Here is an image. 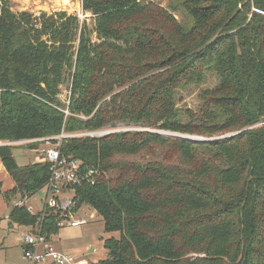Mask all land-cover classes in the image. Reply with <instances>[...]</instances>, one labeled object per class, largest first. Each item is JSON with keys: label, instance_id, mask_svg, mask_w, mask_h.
<instances>
[{"label": "trees", "instance_id": "trees-1", "mask_svg": "<svg viewBox=\"0 0 264 264\" xmlns=\"http://www.w3.org/2000/svg\"><path fill=\"white\" fill-rule=\"evenodd\" d=\"M165 1L81 0L88 28L0 0V143L135 129L60 142L92 171L69 187L75 205L116 234L90 264H264V0ZM192 86L197 107H180ZM12 150L0 145L6 203L50 178L48 163L18 166ZM7 220L48 240L59 230L49 210L13 206Z\"/></svg>", "mask_w": 264, "mask_h": 264}, {"label": "rangeland", "instance_id": "rangeland-1", "mask_svg": "<svg viewBox=\"0 0 264 264\" xmlns=\"http://www.w3.org/2000/svg\"><path fill=\"white\" fill-rule=\"evenodd\" d=\"M26 1V2H25ZM29 1V2H28ZM161 4L162 7L167 6L165 0H154ZM10 8L13 12L27 11L35 16L41 12L51 14L54 12H66L68 15H76L80 21L86 20L88 28L93 27V22L89 19V15H85L81 9V0H9ZM27 3V4H26ZM20 5V6H19ZM177 15V19H179ZM92 40H95L94 36ZM215 81L209 80L205 85L207 87L214 86ZM199 89L190 87L186 91H182L180 97L183 98L179 106L186 105L190 109H195L199 103L198 98ZM68 85H63L60 88L59 100L64 105H67L69 99ZM132 127L117 125L115 128L105 129L98 132H83L86 136L99 137L108 132L115 130L128 131L135 130ZM154 132V131H153ZM157 132V131H156ZM162 135L173 138H184L188 136H181L173 133L159 132ZM189 138V137H188ZM44 139V138H43ZM9 145L13 147V156L18 166H26L32 163H38L39 153L42 149L52 147L54 141L41 142L36 145L35 149H30L31 144L13 142V143H0V145ZM34 145V144H33ZM0 183L1 192H5L12 188L13 182L7 174L3 164L0 161ZM69 195L66 193L64 196ZM45 191L42 189L38 191L29 200L32 213H37L41 210ZM19 198L14 196L7 203L4 201L0 194V264H29L24 258V247L21 245V240L25 233L29 231L28 227L8 226L7 215L14 203ZM73 217H81L84 223L77 227L65 226L58 230L57 235L50 239V244L57 250L74 255L78 262L86 261L97 262L103 260L107 256V251L103 247V241L116 234H106L104 232L103 222L93 210L85 208L84 206L75 205L73 208Z\"/></svg>", "mask_w": 264, "mask_h": 264}, {"label": "built area", "instance_id": "built-area-1", "mask_svg": "<svg viewBox=\"0 0 264 264\" xmlns=\"http://www.w3.org/2000/svg\"><path fill=\"white\" fill-rule=\"evenodd\" d=\"M119 131L115 130L114 132ZM85 134H61L51 139L44 138L19 141L20 143L31 145L41 143L42 141H54V145L42 149L38 157V163H48L50 168V178L43 188L45 196L40 212L42 215L47 213L48 210L57 213L59 216L57 227L59 229L65 226L77 227L84 223L81 217L76 218V215L73 217L71 214L73 213L75 201L73 200L72 191L69 187L72 184H80L84 179L92 175V171L82 174L79 162L62 157L59 152V146L61 140L64 138L86 136ZM66 193H69V195L64 196ZM14 206H25L32 213L27 197L19 198L14 203ZM50 239H46L39 226L29 228V231L25 233L21 240V245L24 247V258L29 264H87L86 261L78 262L72 254L57 250L50 244Z\"/></svg>", "mask_w": 264, "mask_h": 264}, {"label": "water", "instance_id": "water-1", "mask_svg": "<svg viewBox=\"0 0 264 264\" xmlns=\"http://www.w3.org/2000/svg\"><path fill=\"white\" fill-rule=\"evenodd\" d=\"M184 139H188V140H191V141H196V140H201L199 138H195V137H184Z\"/></svg>", "mask_w": 264, "mask_h": 264}, {"label": "crops", "instance_id": "crops-1", "mask_svg": "<svg viewBox=\"0 0 264 264\" xmlns=\"http://www.w3.org/2000/svg\"><path fill=\"white\" fill-rule=\"evenodd\" d=\"M8 213H9V212H8ZM7 217H8V215H7ZM7 217H6V219H7ZM7 222H8V220H7ZM13 226H17V225L14 224V225H12V227H13ZM19 227H20V226H19Z\"/></svg>", "mask_w": 264, "mask_h": 264}, {"label": "bare ground", "instance_id": "bare-ground-1", "mask_svg": "<svg viewBox=\"0 0 264 264\" xmlns=\"http://www.w3.org/2000/svg\"><path fill=\"white\" fill-rule=\"evenodd\" d=\"M26 2V1H25ZM29 2V1H28ZM27 4V3H26ZM20 6V5H19Z\"/></svg>", "mask_w": 264, "mask_h": 264}]
</instances>
